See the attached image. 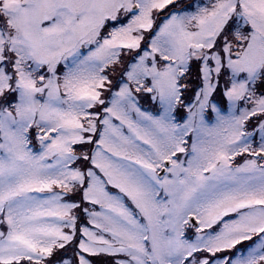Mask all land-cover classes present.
Listing matches in <instances>:
<instances>
[{
    "label": "snow or ice",
    "instance_id": "obj_1",
    "mask_svg": "<svg viewBox=\"0 0 264 264\" xmlns=\"http://www.w3.org/2000/svg\"><path fill=\"white\" fill-rule=\"evenodd\" d=\"M0 264H264V0H0Z\"/></svg>",
    "mask_w": 264,
    "mask_h": 264
}]
</instances>
